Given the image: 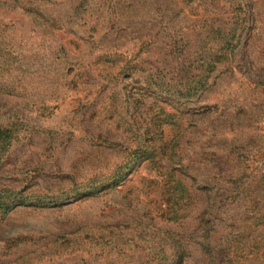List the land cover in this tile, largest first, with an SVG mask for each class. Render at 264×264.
<instances>
[{"label":"rangeland","instance_id":"1","mask_svg":"<svg viewBox=\"0 0 264 264\" xmlns=\"http://www.w3.org/2000/svg\"><path fill=\"white\" fill-rule=\"evenodd\" d=\"M211 253L264 264V0H0V264Z\"/></svg>","mask_w":264,"mask_h":264},{"label":"trees","instance_id":"2","mask_svg":"<svg viewBox=\"0 0 264 264\" xmlns=\"http://www.w3.org/2000/svg\"><path fill=\"white\" fill-rule=\"evenodd\" d=\"M226 30H222V29H218L217 31H215L216 33H219V34H223L224 32H225ZM234 34V35H232V34ZM225 35H226V33H225ZM229 35L231 36V37H228V35H226V43L228 44V45H231L232 44V41H233V39H235V32H231L230 31V33H229ZM190 86H191V88H192V85L190 84ZM116 175V174H115ZM174 187L176 188V194H177V196H178V198H179V204L180 203H182V200L184 199V196H185V194H186V186L184 185V183H183V181L182 180H179L175 185H174ZM6 204H7V206H9V202L7 203L6 202ZM7 206H6V208H7ZM235 235H232L231 233L230 234H228L227 236H226V238L227 239H229L230 237L231 238H233ZM230 241V244L233 246V244H234V240H232V239H230L229 240ZM229 241H227V242H229ZM212 243L213 242H211V241H209L208 242V244L205 246V247H207V248H209L210 249V246H212ZM247 243L248 242H245V241H243L242 243H241V247L244 249V247H248V246H246L247 245ZM210 251H211V249H210ZM220 253H225L224 251H219L218 252V250H217V254L219 255ZM216 253H215V255L213 256L212 255V253L210 254V261L209 262H211V264H217V262H219L218 264H222V263H220L221 261L222 262H226L227 264H230L231 263V261L233 260V257H237V256H232L231 257V259H229L228 257H225L224 258V260H220V261H218V255H217ZM226 255H228V254H226ZM237 258H239V257H237ZM242 258H245L244 256H242ZM178 260H179V262H178V264H183V261H184V255H179V257H178Z\"/></svg>","mask_w":264,"mask_h":264}]
</instances>
